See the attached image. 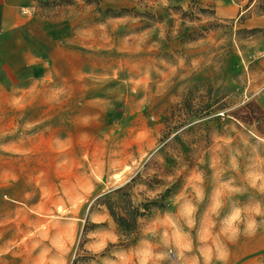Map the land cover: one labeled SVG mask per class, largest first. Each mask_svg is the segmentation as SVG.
Returning <instances> with one entry per match:
<instances>
[{"label":"rangeland","instance_id":"rangeland-1","mask_svg":"<svg viewBox=\"0 0 264 264\" xmlns=\"http://www.w3.org/2000/svg\"><path fill=\"white\" fill-rule=\"evenodd\" d=\"M0 124V264H264V0H29ZM14 82V79H13ZM19 99V98H18ZM154 202L127 241L105 206ZM224 259H221V256Z\"/></svg>","mask_w":264,"mask_h":264},{"label":"crops","instance_id":"crops-1","mask_svg":"<svg viewBox=\"0 0 264 264\" xmlns=\"http://www.w3.org/2000/svg\"><path fill=\"white\" fill-rule=\"evenodd\" d=\"M28 1L0 0V124L11 120L22 107V89L17 82L24 65L23 9Z\"/></svg>","mask_w":264,"mask_h":264},{"label":"trees","instance_id":"trees-1","mask_svg":"<svg viewBox=\"0 0 264 264\" xmlns=\"http://www.w3.org/2000/svg\"><path fill=\"white\" fill-rule=\"evenodd\" d=\"M100 203L105 206L127 241L132 240L137 227V219L143 216L149 205L155 204L146 202L135 205L129 194L125 192V186H119L107 192Z\"/></svg>","mask_w":264,"mask_h":264},{"label":"clouds","instance_id":"clouds-1","mask_svg":"<svg viewBox=\"0 0 264 264\" xmlns=\"http://www.w3.org/2000/svg\"><path fill=\"white\" fill-rule=\"evenodd\" d=\"M254 213L255 216L264 215V210H262L261 205L257 202L255 205L246 208H235L231 214L226 218L227 227L224 229L225 233L229 236V239L237 236L240 233V226H243V230L245 233H253L258 227L256 219L252 218L251 214ZM224 259L225 257L222 255L220 257Z\"/></svg>","mask_w":264,"mask_h":264}]
</instances>
